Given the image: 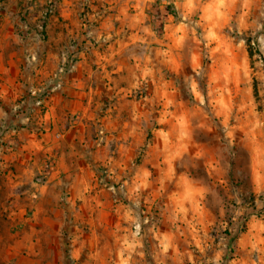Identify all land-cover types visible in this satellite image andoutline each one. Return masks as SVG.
Here are the masks:
<instances>
[{
  "label": "rangeland",
  "instance_id": "rangeland-1",
  "mask_svg": "<svg viewBox=\"0 0 264 264\" xmlns=\"http://www.w3.org/2000/svg\"><path fill=\"white\" fill-rule=\"evenodd\" d=\"M108 1L0 0L5 129L60 134L0 217L1 264H264V0ZM54 93L92 101L44 121ZM61 147L82 156L58 171Z\"/></svg>",
  "mask_w": 264,
  "mask_h": 264
},
{
  "label": "crops",
  "instance_id": "crops-1",
  "mask_svg": "<svg viewBox=\"0 0 264 264\" xmlns=\"http://www.w3.org/2000/svg\"><path fill=\"white\" fill-rule=\"evenodd\" d=\"M108 2L110 3V9L115 10L111 17L114 19L119 18L123 21L129 17V14L127 13V10L129 9L128 3L118 4L114 2V0H109ZM135 14L136 13L132 15L135 16ZM4 41V36L0 32V217L10 216L13 212L11 206L6 207L8 204L14 203L16 208L21 207L20 209H22L23 204H25L21 194L23 186L32 185L33 175L40 172L44 167L43 155L45 156V153L49 154L50 150H52V145H47L45 143L47 140L53 141V137L58 138L60 136L58 132L53 131L54 129L52 132H46L44 136H39L36 139L33 138L34 135L32 133L30 134V136H32L30 142L25 143L22 130L18 128L10 130L5 129V126L8 124L11 125L13 122L17 123L22 120L21 114L12 113L11 110L8 109L7 103L10 97L21 94L23 85L22 82L19 81V78H17L19 64H14L12 59L13 53L9 52L7 44H4ZM100 57L101 60H99V63H101L102 67H106L111 62L115 63L116 61L113 60L114 55L109 51H104ZM77 75L81 77L82 72H77ZM84 83V81H66L63 83L61 88L62 90L64 89L68 91L75 89V92L77 93L76 96L81 97V95H84V90H81ZM86 88H88L89 91H92V84L86 86ZM59 95L60 94L58 93H54L49 99L47 109L43 114L44 121H55V118H60L62 114H68L66 111H69L70 108H66L65 106H72V103L74 102L78 104L77 108L82 109L81 113L83 114V111L88 109L87 106L92 101L89 96L88 100L84 102V100L77 97L74 100H64L66 97H59ZM69 101L71 104H69ZM73 110L74 109L71 108V111ZM71 128L65 131L64 135H66L67 140L69 139V135L72 133ZM80 144L82 143L80 142ZM67 146H69L68 143ZM72 148L73 150L69 147L66 149L61 147V149L57 151L59 153L58 164L56 167L58 171L60 166L65 165L66 169L73 166L75 159H69L72 155H76L77 153L82 156L81 150L74 152V147ZM54 174L55 173H52V175ZM47 181H50V178ZM35 194L36 193L32 191L31 196H35ZM2 225L3 224H0V232L2 231ZM2 248H4V246L0 241V254ZM13 256L14 252H11V255H8V261H10ZM2 259L3 258L0 256V264Z\"/></svg>",
  "mask_w": 264,
  "mask_h": 264
},
{
  "label": "built area",
  "instance_id": "built-area-1",
  "mask_svg": "<svg viewBox=\"0 0 264 264\" xmlns=\"http://www.w3.org/2000/svg\"><path fill=\"white\" fill-rule=\"evenodd\" d=\"M56 135H58V134H56Z\"/></svg>",
  "mask_w": 264,
  "mask_h": 264
}]
</instances>
